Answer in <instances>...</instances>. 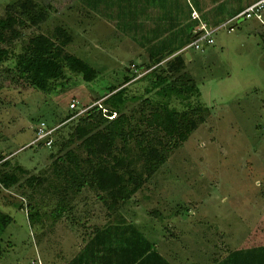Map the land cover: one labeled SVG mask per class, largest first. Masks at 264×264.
<instances>
[{"label": "rangeland", "instance_id": "374dc122", "mask_svg": "<svg viewBox=\"0 0 264 264\" xmlns=\"http://www.w3.org/2000/svg\"><path fill=\"white\" fill-rule=\"evenodd\" d=\"M72 3L77 4L0 0V22L14 20L0 43V51L6 53L0 60V214L9 218L5 222L0 218V264H60L77 249V242L71 244L73 235L77 241V235L93 225L121 220L139 219L145 223L141 231L148 230L157 242L166 236L163 226L169 224L174 237L196 245L194 250L210 249L208 256L214 250L264 247V47L260 37L237 40L245 35L243 26H235L230 35L217 31L214 44L204 51L188 50L192 61H183L182 70L168 80L181 77L186 84L191 79L200 98L165 102L169 110L185 114L181 137L168 135L151 122L152 116L163 114L164 107L155 92L146 90L150 79L143 80L129 86L130 100L121 109L129 119V136L116 139L110 154L92 155L80 141L66 142L75 128L74 124L62 127L70 103L93 102L111 86L121 85L125 76H131L126 73L129 62L140 63V59L107 62L96 58L94 45L92 57L84 51L79 54L74 46L71 55L95 69L96 79L85 83L81 75L66 69L64 78L44 92L22 80L16 70L18 55L36 37L52 39L55 25L72 22L65 19L75 9ZM23 5L31 15L44 17L39 25L24 17ZM54 40L63 43L61 35ZM54 51L56 59L63 61L66 52ZM156 72L155 76L165 75L162 69ZM42 123L56 129L55 147L33 143ZM68 152L81 165L80 172L62 166L60 158ZM101 167L106 173L113 170L122 175L124 185L138 183L142 188L125 202L115 191L89 188L81 173ZM3 178L11 180L9 186ZM58 203L66 209L61 218L54 214ZM153 211L163 219L151 216ZM31 213L39 215L36 224L28 218ZM166 252L170 259L175 254L173 248Z\"/></svg>", "mask_w": 264, "mask_h": 264}, {"label": "trees", "instance_id": "16d2710c", "mask_svg": "<svg viewBox=\"0 0 264 264\" xmlns=\"http://www.w3.org/2000/svg\"><path fill=\"white\" fill-rule=\"evenodd\" d=\"M126 1L127 0H80L85 7L95 13L102 15L111 14L115 18V21H113L115 27L120 23L122 25L125 24ZM136 1L138 2L139 0H135V2ZM22 8L24 11V17L27 18V20H29L33 25H39L42 18H44L41 15H31V9L26 6ZM106 20L109 19L107 18ZM13 22L14 20L0 22V43L4 42L2 38L4 30ZM198 25L199 22L194 26L198 27ZM56 34L65 35L63 37H67L65 31L62 29H58ZM187 37H191V41L193 34L189 33ZM262 44L264 47V35ZM56 47V43H53L48 38L42 35L36 37L32 44L26 47L23 52L18 55L16 70L20 78L34 89L42 92L49 90L54 82L62 80L65 76L66 69L69 72L81 75L85 83H91L96 79L98 72L95 69L90 68L86 62L75 55L64 53L65 55L63 61L60 62L56 59L54 56V50L58 48ZM173 54V51H169L164 55L152 58L146 65H134L138 71L145 72L143 76L136 80H134L136 75L131 71V65H129V67L126 68V73L131 74V76H125L121 85L117 87L111 86L108 88L109 90L105 95L93 97L94 101H101L100 106L93 107L86 113L74 119H72V117L76 111H70L68 117L62 122V127L67 124H74L75 128L66 142L72 143L74 140H78L90 150L92 155L106 152L110 154L109 149L113 142L116 139L122 140L124 137H128L130 133V131H127L129 119L121 113V109L125 107L126 103L130 100L127 96L129 86L148 79H150V87L146 90L155 92L154 94L162 101V107H164L162 111L163 114H159V116H152V118H150L151 122H157L159 129L168 135L175 136L176 138L181 137L182 133H184V128L180 127L183 123L181 122V119L185 118V114H179L176 110H169L165 102L173 99L187 103L193 97L200 98V91L199 88L191 82V79L189 83L186 84L181 77L179 81L175 82L168 80L170 76H174V74L182 70L183 61H187L185 54L176 55L166 61L164 63L165 66L162 65L164 67L161 68L165 75L159 74L155 76V73H157L156 71L161 70V66L157 65L165 59L171 57ZM0 56V60H2L6 56V53L4 51H0ZM180 58H182V61ZM89 104L90 102L82 104L80 107H84ZM112 114H115V117L113 119H109V116ZM55 133L56 130H54L52 134L53 147L56 146V140H53ZM70 155L71 154L68 152L64 154L63 159L60 158V160H63L62 166H68V168L74 172H80L81 165L76 160L72 161ZM1 160L2 158L0 161ZM65 162L67 163L64 164ZM115 162L119 163L121 161L116 160ZM103 170H105V168L101 167L87 173H81L80 177L85 178V185L87 184L89 188H98L102 191H109L110 194L115 191L117 196L119 195L124 202L133 198L134 195L139 192L140 188H142V184L138 183L133 185H124V178L122 175L115 173L113 170L110 173H106V171ZM114 174L118 175L117 178H113ZM71 176H73V172L71 173ZM1 181L4 185L9 186L8 184L11 180L6 181L3 178ZM13 182L14 181L11 183ZM11 185L13 184H10V186ZM69 187L73 188L72 185ZM54 211V214L58 218H61L64 217L66 209L62 203H58L54 207ZM153 213L155 215L151 216L159 219L160 221L163 219L162 214H160L159 211H153ZM38 216V213H31L28 218L33 221V224H36L40 219ZM0 218H4V222L9 221V218L5 215L0 214ZM163 230L166 235H168L164 237H167L168 240H172L171 236L173 235L171 232L173 230L170 229V225H164ZM110 231H116L118 240H128V246L120 249H125L123 253H126L131 260L128 262L117 260V264H172V261H175L173 259L174 255L171 257L172 260L170 261L167 254L164 255L158 251L155 245L148 241L135 225H132L131 222L121 220L120 222H107L98 226L93 225L90 229L88 241L82 249L83 252L81 251V255L77 254L68 264L110 263L113 261L110 258L112 255H121L115 246H106L110 243L109 241L106 244V240H108L106 235ZM121 237L123 238L121 239ZM174 240H179V238L175 237ZM96 241H99V246L103 249H96L98 246L94 247ZM140 241L142 244L136 246V244ZM101 242H103V245ZM135 248H138V250L135 251ZM116 250H118V252H116ZM218 251L221 253H214V258L210 260L209 264H264L263 246ZM131 253L132 256L130 255ZM105 256L107 258H105ZM221 256L223 257L221 258Z\"/></svg>", "mask_w": 264, "mask_h": 264}, {"label": "crops", "instance_id": "0c3cea01", "mask_svg": "<svg viewBox=\"0 0 264 264\" xmlns=\"http://www.w3.org/2000/svg\"><path fill=\"white\" fill-rule=\"evenodd\" d=\"M73 1L77 2V4L72 3L75 9L71 8V11H68V15L65 16V19L72 22L55 25L52 30L53 38H48L50 41L55 42L58 48H62L66 53L68 52L70 54V50L75 46L79 54L81 51H84L87 57L93 55L90 52V48L94 45L96 49L98 47L96 58H102L103 61L105 60L107 62L115 59L119 60L118 62H122L131 57H135V60L140 59L141 62L132 60L129 62V65L142 66L148 64L152 58L164 55L169 51L174 52L172 56L179 55V51L190 43L191 37L188 38L187 35L189 33L192 34L197 29L194 25H197L196 21L198 20L193 17L194 13L201 20L199 22L204 23L210 28H215L236 17L247 7L259 0H139L138 2H135V0H127L125 24L122 25L120 23L116 27H113L115 26L113 24L115 18L111 14L102 15L95 13L85 7L80 0ZM107 18L109 20H106ZM236 26H243V31L241 30L242 32H240L245 35L236 38L237 40L243 38L245 40L246 38L252 41V35L257 34L260 37V42L262 41L264 26L259 23L239 20ZM240 27L238 29H241ZM58 29L65 31L67 36L63 37L65 35H61L63 39V43L61 44L54 40V37H59L56 34ZM231 33L226 32L228 35ZM222 45L225 46V44ZM99 48L102 50L99 51ZM185 56L187 57V61H192L193 58L189 53L185 54ZM136 221L131 222V224L135 225L140 233L148 241L152 242L162 254H167L166 251L173 248L175 253L173 259L175 261H172V264H209L210 260L214 258V253H217L214 250V253L208 256L205 253H209L211 251L210 249L203 248L194 250L196 245L185 244L182 239L181 241L174 240V236H171L172 240H168L167 237H161L159 240L161 243H159L153 239L148 230L141 231V227L145 223L139 222V219ZM90 229L80 232L77 235V241L75 235H73V238L70 239L72 240L71 244L77 242V249L74 251V254L72 253V257L64 260V262L62 261L63 264H68L77 254L79 255L81 253L88 241V236H90ZM106 238H108L106 244L110 241L106 246H115L121 255H112L110 258L113 261L110 263L105 262L104 264H117V260H121L122 262L131 260L126 253H123L125 249H120L128 246L127 239L118 240L116 231H110L106 235ZM98 242L96 241L94 245V247L98 246L96 249L101 248ZM101 244L103 245V242ZM140 244H142L141 241L136 246ZM134 250L137 251L138 248ZM218 253L221 252L218 251ZM130 255L132 256V253ZM105 258L107 257L105 256ZM202 258L205 259L203 260ZM169 260L171 261V259Z\"/></svg>", "mask_w": 264, "mask_h": 264}, {"label": "built area", "instance_id": "2783aa9c", "mask_svg": "<svg viewBox=\"0 0 264 264\" xmlns=\"http://www.w3.org/2000/svg\"><path fill=\"white\" fill-rule=\"evenodd\" d=\"M193 17L195 19H199L198 15L196 13L193 14ZM255 21L259 23L260 25L264 26V0H259L256 3L250 5L247 7L242 13L238 14L236 17L232 18L231 20L227 21L226 23H223L215 28H210L204 23L199 22V25L195 31H193V38L190 41V43L185 46L183 49L179 51L178 54H187L189 49H193L195 51H204L206 48L210 47L214 44V34L219 31L220 29L231 33L235 26L237 25L238 21ZM174 56H171L157 66H162L166 61L171 59ZM131 71L136 75L134 80L140 78L145 74V72H140L136 69L134 65H131L130 67ZM101 101H93L90 102L89 105L80 107L78 106L77 102L72 101L69 105L71 111H76L73 115L72 119L86 113L88 110L92 109L93 107L100 106ZM115 117V114H112L109 116V119H113ZM56 130L55 128H48L43 123L38 128L35 139L33 140V143L37 144L44 139H48L47 143L44 144L45 146H51L52 144V134Z\"/></svg>", "mask_w": 264, "mask_h": 264}, {"label": "water", "instance_id": "95a60500", "mask_svg": "<svg viewBox=\"0 0 264 264\" xmlns=\"http://www.w3.org/2000/svg\"><path fill=\"white\" fill-rule=\"evenodd\" d=\"M47 140H48V139H44L43 141H41V142L37 143V145H44V144H46V143H47Z\"/></svg>", "mask_w": 264, "mask_h": 264}]
</instances>
